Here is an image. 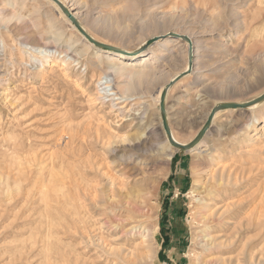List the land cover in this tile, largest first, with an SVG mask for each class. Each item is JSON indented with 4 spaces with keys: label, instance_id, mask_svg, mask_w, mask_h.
<instances>
[{
    "label": "rangeland",
    "instance_id": "374dc122",
    "mask_svg": "<svg viewBox=\"0 0 264 264\" xmlns=\"http://www.w3.org/2000/svg\"><path fill=\"white\" fill-rule=\"evenodd\" d=\"M60 1L96 41L153 56L127 62L141 76L113 75V51L89 47L52 1L0 0V264H198V193L209 183L223 196L219 257L264 264V101L219 112L191 151L172 146L161 111L189 67L180 36L196 56L195 73L167 93L176 141L192 142L215 107L264 95V0ZM107 76L122 110L99 99ZM129 156L146 161L122 166L134 207H94L107 186L96 176ZM141 222L148 239L131 232Z\"/></svg>",
    "mask_w": 264,
    "mask_h": 264
},
{
    "label": "bare ground",
    "instance_id": "6f19581e",
    "mask_svg": "<svg viewBox=\"0 0 264 264\" xmlns=\"http://www.w3.org/2000/svg\"><path fill=\"white\" fill-rule=\"evenodd\" d=\"M60 1V0H59ZM51 2V1H50ZM52 4V3H51ZM65 5V4H64ZM60 14L64 16V14L61 12V9L59 6L55 5L54 6ZM67 7V6H66ZM68 8V7H67ZM69 11H71L74 15L75 13L72 11V9L68 8ZM76 16V15H75ZM65 18V17H64ZM67 22H70L68 17L65 18ZM70 24V23H69ZM71 25V24H70ZM72 28V27H71ZM75 29V27L73 26ZM76 30V29H75ZM186 41V40H185ZM187 42V41H186ZM188 44V51L190 55L189 59V67H187L186 72L188 73H193L194 72V66H195V46H189ZM89 47L93 46V44L89 43ZM88 47V48H89ZM99 52H104V50L99 49ZM175 52V51H172ZM151 56L150 53L148 55H139V53H111L108 52V55H106V60L111 64L110 71L111 74H129L130 77L133 76H141L145 71H144V66L142 65L141 67H133L132 65H128L127 62L129 61H137L139 58L141 60L148 61L150 60ZM159 58H162L161 55H158ZM126 62V63H125ZM195 73V72H194ZM106 76V75H105ZM108 78V84L106 88L103 89V91L108 92V97H109V103H111L112 106H119L117 110H122L125 106L121 105L123 102H125L123 99H125L123 96L122 98L116 97L118 93H116V87L113 82H115L114 77H111L113 79ZM111 88V90L106 91V89ZM119 91V90H118ZM128 92V91H127ZM99 98H101L100 94L97 92ZM160 94V92H159ZM260 103L251 105L247 108H245V111H249L256 106H258ZM212 111L209 114V117L211 115ZM219 113H217L214 117V119L217 117ZM212 126H210L207 130V133L211 130ZM264 128V127H263ZM206 133V134H207ZM172 134V133H171ZM172 139L174 141L175 137L172 134ZM170 141V139H169ZM178 142V141H176ZM180 143V142H178ZM182 144V143H180ZM185 145V144H184ZM199 150V149H198ZM204 151H201L203 153ZM174 153H170L168 156V160L173 159ZM113 167H109V170L107 173H101L96 176V178L100 179V182H106L107 186L103 188V191L100 193L103 195L101 199H99V196L96 195L94 199H91V202L94 207L99 208V207H104L107 206L109 208H115V209H123V210H128L132 209L134 207L131 202V198L133 194L132 190L129 188V178L126 176V172L122 166H126L129 163L139 165V164H146V161L144 159H137L132 156L129 157H119V163L118 160H113ZM95 168L94 166L91 168L93 170ZM132 169V168H131ZM227 168H222V173L226 171ZM92 175V174H89ZM96 175V174H95ZM215 174H212L211 176L213 177L212 180H217V178L214 177ZM226 175V174H225ZM94 177V176H93ZM95 178V177H94ZM219 180V179H218ZM223 181V180H222ZM208 183V182H207ZM221 186V185H220ZM234 190V189H233ZM225 191V190H224ZM227 191H232V190H227ZM222 189L216 188V184H206L202 185V188L200 190L199 194V199H198V207L197 211L199 212L198 217H199V223L201 225V235H200V248H201V255H199V258L197 259L198 264H226L225 259H221L219 256L223 255L226 253L225 250L222 249V244L220 242V238L216 237V233L218 232V223L215 221V216L217 213V206L220 204L223 200V196H221ZM131 194V195H130ZM215 208V209H213ZM144 221V220H143ZM146 222V220H145ZM147 223V222H146ZM140 228H143L144 233H146V238L148 239L150 235V229L144 225V223L141 222V224H138V226H132L131 227V232L138 230ZM142 232V231H141ZM144 237V238H145ZM145 238V239H146ZM140 244V243H139Z\"/></svg>",
    "mask_w": 264,
    "mask_h": 264
},
{
    "label": "water",
    "instance_id": "95a60500",
    "mask_svg": "<svg viewBox=\"0 0 264 264\" xmlns=\"http://www.w3.org/2000/svg\"><path fill=\"white\" fill-rule=\"evenodd\" d=\"M52 1L54 4L58 5L60 7V9L63 11V13L68 17V19L70 20V22L73 24V26L78 30V32L91 44H93L95 46V48H99L101 50H105V51H113L116 53H122L121 50L115 49L111 46H108L106 44H103L101 42L96 41L87 31L86 29L81 25V23L79 22V20L77 19V17L71 12L69 11V9L59 0H50ZM178 39H185L188 43L189 46H192V41L191 39L187 38V37H179ZM159 40L158 38H154L150 41H148L145 46L142 48L141 51H146L148 48L152 47L153 44L157 43ZM190 73H183L180 74L174 81L171 82L170 85H168L165 90L162 92V96H161V111H162V121H163V127L165 130L166 135L169 137L170 142L172 144V146L176 149V150H180V151H191L194 150L199 143L204 139V137L206 136L207 130L208 128L212 125L214 117L217 113L221 112V111H225V110H238V109H242L244 110L245 108L251 106V105H255L257 103L263 102L264 101V95L261 96L260 98L246 103V104H223V105H219L217 107H215L212 110V113L210 115V117L207 119L206 124L204 125L203 129L199 132V134L196 136V138L188 143V144H180L176 141H174L172 139V134L171 131L168 129V125H167V116H166V112H165V103H166V99H167V93L169 91V89L171 88V86H173V84L178 81L179 79L189 75Z\"/></svg>",
    "mask_w": 264,
    "mask_h": 264
},
{
    "label": "built area",
    "instance_id": "2783aa9c",
    "mask_svg": "<svg viewBox=\"0 0 264 264\" xmlns=\"http://www.w3.org/2000/svg\"><path fill=\"white\" fill-rule=\"evenodd\" d=\"M103 79L104 81L102 80L98 84V89H99L98 93L101 96V98L99 99L101 102H104L106 105H111V103L108 102L110 100L108 97V92L103 91V89L106 88V86L108 85V84L105 85V83H108L107 77H104ZM109 90H111V88L106 89V91H109Z\"/></svg>",
    "mask_w": 264,
    "mask_h": 264
},
{
    "label": "snow or ice",
    "instance_id": "6c2138e0",
    "mask_svg": "<svg viewBox=\"0 0 264 264\" xmlns=\"http://www.w3.org/2000/svg\"><path fill=\"white\" fill-rule=\"evenodd\" d=\"M204 83H205V82H199L198 86H203ZM261 86H264V81H262Z\"/></svg>",
    "mask_w": 264,
    "mask_h": 264
}]
</instances>
